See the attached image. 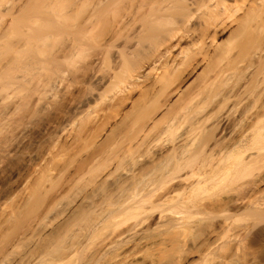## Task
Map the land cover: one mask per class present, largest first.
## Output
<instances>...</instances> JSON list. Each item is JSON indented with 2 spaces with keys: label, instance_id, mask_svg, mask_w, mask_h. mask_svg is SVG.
<instances>
[{
  "label": "bare ground",
  "instance_id": "6f19581e",
  "mask_svg": "<svg viewBox=\"0 0 264 264\" xmlns=\"http://www.w3.org/2000/svg\"><path fill=\"white\" fill-rule=\"evenodd\" d=\"M0 96L7 111L14 109L9 117H21L16 131L39 120H31L28 140L12 144V151L0 147V161L8 152L12 157L0 172V257L20 241L22 229L41 239L40 247L9 264H31L33 252L56 254L48 264H74L73 257L88 252L90 235L77 233L64 250L48 241L90 217V233L97 234L91 240L104 236L95 242L94 264L131 263L144 242L127 240L137 227L131 223L151 219L166 205L174 209L157 213L163 214L159 221L165 212L182 217L165 222L173 240L198 231L187 220L196 210L202 220L223 218L220 230L228 227V234L242 213L253 223L248 234L264 223L258 198L264 185V0H0ZM28 164L35 175L27 182L21 167ZM240 180L242 196L232 192L226 201L218 195L221 200L207 198L209 204L205 196L201 203V192L223 182H235L226 186L233 191ZM222 186L216 191L225 193ZM202 207H212L206 217ZM49 214L61 221L45 231ZM104 231L111 235L105 238Z\"/></svg>",
  "mask_w": 264,
  "mask_h": 264
},
{
  "label": "rangeland",
  "instance_id": "374dc122",
  "mask_svg": "<svg viewBox=\"0 0 264 264\" xmlns=\"http://www.w3.org/2000/svg\"><path fill=\"white\" fill-rule=\"evenodd\" d=\"M0 102H2L1 101V96H0ZM1 105V104H0ZM2 106V108L4 107L3 105H1ZM9 110L7 111V108L5 109V107L3 108V109H1L0 108V121H1V118H5L3 121H1L0 122V130H1V128H4L5 126H6V128H4L3 130H1V132H0V147H2V150H4V148L5 149H8V151H9V149H10V151H12L13 149L12 148H14L16 145H17V143L20 141V139L23 141V139L22 138H26V136L29 138L30 136H29V134H31L33 131H32V129H31V126L33 125V123L32 122H38L39 120L38 119H36V118H32L31 119V117H29L31 120H32V122H31V120H30V122L32 123L31 125H30V122H29V124L28 125H26V123L24 122V121H26V118L28 117L25 113L23 114V115H26L25 117H24V120H20V121H22V123H25V125H24V127H23V125L21 124H19V126L17 127L18 128V131L20 130V132L18 133V131H16V126L18 125V123H16L15 121H17V120H15V119H18V117L19 118H21L19 115H18V117L15 115V116H13L14 117V119H13V117L11 116V117H9L10 116V114L9 113H11L14 109L12 108V107H9L8 108ZM12 111H11V110ZM2 110L3 111H5V114H4V112L2 113ZM9 111H11V112H9ZM15 112V111H14ZM2 113V114H1ZM14 114V113H13ZM15 114H16V112H15ZM19 114H21V113H19ZM4 115V116H3ZM23 115H21L22 116V118H23ZM6 116V117H5ZM8 117V118H7ZM15 117H17V118H15ZM13 119L14 120V122H13V120L12 121H10L11 119ZM8 120V121H7ZM19 120V119H18ZM28 120V121H29ZM34 120H37V121H34ZM6 121V123H9L10 124V126H9V124H8V126H7V124H5V125H3V124H1L2 122H5ZM19 121V122H20ZM12 124H11V123ZM21 123V122H20ZM39 123V122H38ZM13 124H17L15 127H14V125ZM12 125H13V127L15 128H13L12 127ZM21 126L23 127V130L25 131V132H23V130L21 129ZM30 126V127H29ZM10 127V128H9ZM19 127H20V129H19ZM25 127H26V130H25ZM11 128H13V130L11 129ZM29 128H30V131H28L29 130ZM7 130V132L9 131L10 132V130H11V132L13 133V134H7V132H6V130ZM10 129V130H9ZM15 130V131H14ZM14 131V132H13ZM22 131V132H21ZM32 131V132H31ZM3 132H5V136L4 135H1ZM8 132V133H9ZM10 132V133H11ZM15 133V134H14ZM21 133V134H20ZM24 134V135H23ZM7 135H9L8 137H9V139L7 138ZM13 135H15V136H13ZM21 135V136H20ZM13 136V137H12ZM3 137V138H2ZM5 137V138H4ZM18 137V138H17ZM8 140H10V138H11V140L13 141V143L11 142V140L9 141V142H7L6 143V141H8ZM18 139V140H15V139ZM24 138V139H25ZM28 138H26L27 140H28ZM5 139V140H4ZM26 140V141H27ZM4 141V142H3ZM18 141V142H17ZM25 141V140H24ZM25 141V142H26ZM10 143V144H9ZM4 146H3V145ZM6 144H8V145H6ZM13 144V146L11 147V145ZM2 145V146H1ZM9 146V147H8ZM1 150V149H0ZM5 152H7V151H5ZM11 154V153H10ZM8 155H9V152H8V154H5V158H7L8 159ZM10 157L11 156H9V159H10ZM12 158V157H11ZM7 159H3V160H1L0 162H2L3 161V163H1V164H3V165H1L0 164V172H1V170L3 171V170H5L4 168L5 167H7V165L5 166V164L6 163H10V161H12L11 159H10V161H9V159L7 160ZM4 162H6V163H4ZM262 162V165L264 166V161H261ZM32 165H34V163L32 164ZM31 164H28L27 165V167H26V165L24 166H22V167H24V168H22L21 167V178L22 179H25V181H27L28 182V180H30L35 174H33L31 177H30V172H31V169L34 167V166H32ZM258 165H260V166H262L261 164H258ZM28 166H29V168H28ZM259 166V168L258 169H261L262 167H260ZM27 168V170H26V168ZM32 167V168H31ZM258 167V166H257ZM23 169V170H22ZM257 169V170H258ZM256 169H255V171H257ZM263 170H264V168H263ZM262 169H261V173H260V175L261 174H263V171ZM23 171V172H22ZM25 171V172H24ZM29 171V172H28ZM258 172V171H257ZM260 172V171H259ZM258 172V173H259ZM24 173V174H23ZM26 173V174H25ZM29 173V174H28ZM256 173V172H255ZM252 174H254V172H252ZM251 174V175H252ZM23 175V176H22ZM250 175V176H251ZM259 175V174H258ZM264 175V174H263ZM262 175V176H263ZM28 176H29V178H28ZM249 176V175H248ZM250 176H249V179H250ZM255 176H256V174H255ZM254 176V177H255ZM8 177V176H7ZM257 177V176H256ZM261 177V176H260ZM28 178V179H27ZM245 178H248V177H245ZM16 180V178H12V179H10V184L9 185H12V184H14L15 185V183H14V181ZM248 179V180H249ZM251 181L253 180V178L252 179H250ZM244 181V179L242 178V182ZM12 182V183H11ZM15 182H17V181H15ZM227 183H229L228 181H226ZM238 182V181H237ZM241 182V180L239 181V187H241L242 186V188H243V185L247 182V183H249L250 181H246L244 184H241L240 183ZM225 182H223V184H224ZM233 183H235V182H233ZM233 183H229L230 184V186H229V184H228V186L231 188V185L233 184ZM247 183H246V185H247ZM26 184V183H25ZM25 184H24V186H25ZM222 184V183H221ZM219 185V186H222V185ZM249 184H251V183H249ZM262 184H264V183H262ZM235 185H237V184H234V186ZM219 186H217V188L218 189H220L221 187H219ZM225 186V187H224ZM224 186H222V187H224V190H226L225 191V193H223L222 192V190H220V191H216V190H218V189H213L212 191L214 192L213 194L211 193H209L208 191L206 192L207 194L205 195V192L203 191V192H201V194L200 193H198L199 195H201L200 196V198H201V200L202 199H204V200H200L201 201V203L203 202V201H206L207 200V198H208V200L209 199H213V200H210V201H214L215 199L217 200V197L216 196H220L221 197V199L222 198H224V199H222V200H225L226 199V201L228 200L227 198L232 194V192H233V194L235 195V193H236V195H237V197H239V196H242V194L245 192V190H244V188L243 189H241V190H238V189H240L238 186H236L235 188L236 189H233V191L232 190H230L229 188V190L231 191V193H228L227 191H229V190H227L226 188L228 187L227 186V184L225 185L224 184ZM227 186V187H226ZM248 186V185H247ZM261 186V185H260ZM244 187L246 188V186L244 185ZM20 188H22V187H20ZM19 188V189H20ZM216 188V187H215ZM248 188V187H247ZM5 190L6 189H9V187H8V185L7 186H5V188H4ZM16 189V191H15V195H14V197L17 199V197H21L20 195H18L17 193H19L20 194V190L21 191H23V188L22 189ZM223 189V188H222ZM261 189H263V191L261 190ZM223 190V191H224ZM235 190L236 191H238V192H235ZM244 190V191H243ZM260 190L262 191H260V193H259V195H258V198L260 199V201H259V203H262L261 205H262V207H263V204H264V185H262L261 187H260ZM239 191H240V193H239ZM242 191H243V193H242ZM220 194H219V193ZM22 193V192H21ZM204 193V194H203ZM238 193V194H237ZM24 193H22V195H23ZM239 194H241V195H239ZM18 195V196H17ZM197 195V194H196ZM194 196L196 199L197 198H199V197H197V196ZM210 195V196H209ZM225 195V196H224ZM228 197H227V196ZM239 195V196H238ZM245 195V194H244ZM243 195V196H244ZM206 196V200H205V197ZM233 195H231V198L230 199H232L233 197H232ZM203 197V198H202ZM211 197V198H210ZM216 197V198H215ZM220 197H219V199H220ZM236 197V196H235ZM234 197V198H235ZM68 196L66 197V199H63V201L64 200H66L67 202H65L66 204L67 203H69L68 202ZM193 198V197H192ZM194 198V199H195ZM199 198V199H200ZM194 199H191V201L189 202L190 203V206H194V204H195V207H190L191 208V211H192V209H194V210H196L195 208H196V205H197V200L195 201ZM220 199V200H221ZM70 200V199H69ZM195 202H194V201ZM207 200V203L209 204V201ZM215 200V201H216ZM220 200H217V201H220ZM62 201V204L64 203ZM194 202V204L193 205H191V202ZM214 201V202H215ZM199 202V201H198ZM213 202V203H214ZM204 203H206V202H204ZM202 204L203 206H205V207H207L206 205H208L207 203L206 204ZM211 203V202H210ZM201 204H200V206H199V208L202 206ZM59 206H61V205H58L57 206V208L59 207ZM208 206H210V205H208ZM211 206H212V204H211ZM5 208V210L7 211V209H6V207H4ZM60 208V207H59ZM170 208H173L171 205H166V206H164L163 207V209H165L166 211H168V210H170L171 211V209ZM198 208V207H197ZM198 208V209H199ZM211 209H209L208 208V210L211 212V210H212V207H210ZM159 209V208H158ZM162 208L161 209H159V212L160 211H162L163 210ZM174 209V208H173ZM202 209H203V207H202ZM202 209H200V210H202ZM244 209V208H243ZM164 210V211H165ZM181 210V209H180ZM193 210V211H194ZM206 210H207V208H206ZM205 210V211H206ZM207 210V212H209ZM176 211V210H175ZM182 211V210H181ZM190 211V212H191ZM198 210H196V213L198 214V215H194L193 217H192V219L191 218H189V219H187V220H190L193 224H196V226L195 227H193L194 225H192L191 226V224H190V226L191 227H193V228H191V229H193V230H191V231H194V229L195 230H197L198 228V231L200 230L201 231V234L199 233L198 234V231H196V232H192L191 234L190 233H186V236L184 235L185 233H183L182 234V236H181V238L179 239L180 240V243L178 242L179 240H177L176 238H174V240H173V236L171 237H169V235L170 234H168V231H166V229L168 228L169 229V226H167L168 224H165V222H167V219L169 220V218H170V212H168V217H167V214H165L164 213V215H166V217L165 216H163V221H161V218H160V221H159V218L158 217H160L161 216V214H158L157 215V213H159V212H157L156 214H154V216L153 215H151L152 216V220L151 219H149V217H147L146 215H144V218H145V216H146V218L144 219L143 217V221L142 220H139V224H138V222L136 221V223H137V225H136V223H135V225H134V223H133V225H132V223L129 221V223H131V225H130V227L132 226V227H135V226H137L135 229H136V231H135V229H133L132 228V230L134 231L133 232V234L132 235H130V234H128V235H126L127 236V240L128 241H130V242H138V240L140 241V240H144V242L140 245V247L137 249V248H135V247H133L134 246V244L135 243H131L133 246H130L129 248H131V247H133V248H135V250L137 249V250H140V251H137V257L135 258V259H132V261H131V263H129V264H152V262H153V264H155L156 262V264H217L218 262V264H264V233L263 234H260L258 231L260 230V229H262L263 227H264V223L263 222H261V224L259 225V224H257L259 227H256V229L255 230H257V231H255L253 228H255V227H253L252 229H251V227H249V229H250V233L251 234H248V227L247 226H250V225H252V224H250L251 223V221H250V223H249V221L247 220V218H249V217H247L246 218V216L244 215V213H242L241 214V216L242 217H240L239 219H237L238 221H236V219H235V217H233L232 218V220L233 219H235V221H236V223L235 222H231L230 223V221H229V223L231 224V226H232V228H233V226H235L234 228H233V230H234V232L232 231V230H230V232L231 233H226V230L228 229V227L227 228H225L226 230H224L225 232H222L221 230H220V228H222L223 226H221L222 224H223V222L225 221H223V220H221V219H223V218H219L220 220H215V218L214 217H209V215L207 216L208 218H210V220L212 221V219L214 218V220H215V222L212 224L211 222V224L210 223H205V221H206V219H207V217H206V215H207V213H205V211H204V209H203V211H204V213H205V215H204V217H206V218H203L204 220H202V217H203V215L202 214H204L203 213V211H202V213H201V215L202 216H200L199 214H200V212L201 211H199V212H197ZM213 211H214V209H213ZM243 211V210H242ZM194 213V212H193ZM193 213H191V215H193ZM175 214V213H174ZM173 211H172V217H173ZM215 214H220V213H216L215 212ZM222 214V213H221ZM224 214V213H223ZM223 214L221 215V216H223ZM163 215V214H162ZM176 215V214H175ZM174 215V216H175ZM182 215V214H181ZM184 215V214H183ZM182 215V216H183ZM213 215V214H212ZM226 215V214H225ZM150 216V215H149ZM156 216H158V217H156ZM177 216V219L179 218V217H181V216H179V214L178 215H176ZM175 216V217H176ZM185 217H184V219H186L187 217V215H184ZM190 215H188V217H189ZM215 216V215H214ZM221 216H219V217H221ZM245 216V217H244ZM156 217V218H155ZM164 217L166 218V219H164ZM224 217V216H223ZM237 217V216H236ZM91 218V217H90ZM90 218L89 219H86V218H84V220L83 219H79V220H77V221H75V223L74 224H72L68 229H66V230H63V232H62V234H61V238L59 237V233L56 235L55 234V236L52 238V240H49L48 242H51V244H54L55 245V247H56V249L57 248H61L60 250H64V248L63 247H66L67 245H69L71 242H73L74 240H75V237H76V234L77 233H80L79 235H82V236H84L85 238L87 237V236H85L86 234L87 235H90L89 236V238H88V240H87V238L85 239V241H86V243H88V241L90 242L89 243V246H90V248H89V250H88V252L86 251L85 253H84V256H86L84 259H83V253H81V254H77L75 257H73V261H74V264H94V255H95V253H96V247H97V245L99 244H101V243H99V242H102L103 241V237H102V235H101V239L102 240H96V241H94V237H96V236H94L93 237V235H92V240H93V242H92V240H91V234H94V233H90V231H92L93 229H92V227L94 226L93 225V223H94V221H93V218L91 219V221H92V223H91V221H90ZM182 218V217H181ZM201 218V219H200ZM218 218V217H217ZM157 219V220H156ZM171 219V218H170ZM175 220H176V218H174ZM224 219H225V217H224ZM133 220V219H132ZM146 220V221H145ZM171 220H173V218L171 219ZM170 220V221H171ZM181 220V219H180ZM199 220H201V221H199ZM207 220H209V219H207ZM209 220V221H210ZM60 221H61V219L60 220H58V218H56L55 217V215L54 214H49L48 216H47V218H46V220H45V225H44V227H46L45 229V231H47V230H52V229H55V228H57L59 225H60ZM134 221V222H135ZM142 221V222H141ZM159 221V222H158ZM170 221H168L167 223H169ZM221 221H222V224H221ZM202 222V223H201ZM218 222H219V224H218ZM128 223V222H127ZM157 223V224H156ZM160 223V224H159ZM200 223H201V225H200ZM204 223V224H203ZM216 223L218 224V225H220V226H218L217 225V227H213L214 226V224H215V226H216ZM248 223H249V225H248ZM3 224H5V222H3L1 225H3ZM7 224V223H6ZM6 224L5 225H3V226H1L2 228H8L9 227V225L7 224V226H6ZM93 225V226H90V225ZM95 224V223H94ZM197 224L198 225H200V226H197ZM207 224V225H206ZM209 224V225H208ZM233 224V225H232ZM238 224V225H237ZM139 225V226H138ZM164 225H166V226H164ZM205 225V226H204ZM209 226H211V228H210V230H208L209 228ZM124 227H125V225H124ZM129 227V226H128ZM198 227V228H197ZM207 229H206V228ZM122 229H123V226L121 227ZM121 228H119V230L121 229ZM189 228V227H188ZM216 231V228H218L217 230H220L221 232L220 233H222V235L220 234V235H217V234H219V233H215V231L213 230V229ZM258 228V229H257ZM89 229H91V230H89ZM124 229H127V228H124ZM167 229V230H168ZM212 229V230H211ZM22 231H24V233L22 232ZM22 231H21V234L19 235L20 237H21V239L23 240H21L20 239V241H18V243L15 245V246H13V247H11L10 246V248H8L9 250L7 251V253L6 254H4L5 255V259H4V256L2 257H0L1 259H3L4 261H3V263L6 261V263L8 262V264L9 263H13V262H15V261H17L20 257H22V256H24L29 250H32V249H36L35 247H38V245H39V247H40V242H41V239H40V236L38 235L37 236V234H32V235H27V236H25L26 234H27V232L25 233V229L23 230L22 229ZM111 231V230H110ZM109 231V232H110ZM189 230H187V232H188ZM199 231V232H200ZM206 231V233H204ZM208 231H210L209 233H208ZM214 231V233L216 234V236H212V238H210V235H215L214 233H212ZM237 231V232H236ZM254 233V236H253V233ZM82 232V233H81ZM83 232H85V235H84V233ZM135 232H136V234H135ZM219 232V231H218ZM227 232H228V230H227ZM105 233H107V234H109V235H111V232L110 233H108L107 231L105 232H103V234L106 236L105 238H108L109 237V235H108V237H107V234H105ZM130 233V232H129ZM208 233V234H207ZM225 233V234H224ZM259 233V234H258ZM25 234V235H24ZM134 234H135V236H134ZM148 234V235H147ZM189 234V235H188ZM198 234V235H197ZM204 234V235H203ZM205 234H207V237L205 238ZM210 234V235H209ZM256 234H258L257 236H256ZM26 237V239H25V237ZM78 235V234H77ZM94 235H97V234H94ZM140 235V236H139ZM204 237H203V236ZM209 235V236H208ZM234 235H238V241L237 242H240L239 244L242 246V248H241V246L235 241L234 242V240H236L237 238H235V236ZM251 235V236H250ZM58 236V237H57ZM75 236V237H74ZM100 236V235H99ZM128 236H129V238H131L130 240H129V238H128ZM132 236H134V237H132ZM145 236V237H144ZM187 236H189V237H187ZM197 236H199V238L197 239L196 237ZM220 236V237H219ZM260 238H259V237ZM19 237V238H20ZM24 237V238H23ZM149 237V238H148ZM182 237H184V238H182ZM193 237V238H192ZM195 237V238H194ZM217 237V238H216ZM250 237V238H249ZM59 238V239H58ZM82 238V237H81ZM100 238H98V237H96V239H100ZM138 238V239H137ZM145 238L147 239V240H145ZM201 238V239H200ZM208 238H210V239H212V240H210L209 239V242L211 243L213 240H215L214 241V243H211V246L209 245L210 243L208 242ZM216 238V239H215ZM231 238H233V240H231ZM40 239V240H39ZM72 239H73V241H72ZM83 239V238H82ZM82 239H80V240H82ZM150 241H149V240ZM152 239H154V240H152ZM184 239V240H183ZM185 239H187L186 240V242H185ZM200 239V240H199ZM218 239V240H217ZM263 239V240H262ZM25 240V241H24ZM77 240V239H76ZM84 240V239H83ZM91 240V241H90ZM135 240V241H134ZM152 240V241H151ZM157 240V241H156ZM178 242H176V241ZM198 240V241H197ZM243 240H246L245 241V243L248 245H246V244H244V241ZM98 241V244L96 243L95 244V242H97ZM127 241V242H128ZM200 241V242H199ZM204 241V242H203ZM208 242V244L206 243V242ZM230 241V242H229ZM47 242V244H49ZM152 242V243H151ZM203 242V243H202ZM242 242V243H241ZM96 245H94V244ZM153 243H155V246H153L154 244ZM157 243V244H156ZM184 243H185V246H184ZM231 243V244H230ZM234 245H233V244ZM249 243V244H248ZM72 244V243H71ZM147 244V245H146ZM153 244V245H152ZM179 244V245H178ZM205 244H207L209 247H207V245H205ZM213 244V245H212ZM128 246L130 245L129 244V242H128V244H127ZM157 245H159V246H157ZM180 247V248H178V246ZM95 246V247H94ZM234 246V247H233ZM239 246H240V250L238 249L239 248ZM68 247V246H67ZM207 247V248H206ZM247 247V248H246ZM63 248V249H62ZM95 250H94V249ZM99 248V247H98ZM126 248H128L127 246H126ZM182 248V249H181ZM55 249V248H54ZM66 249V248H65ZM181 249V250H180ZM234 249V250H233ZM52 250V249H51ZM59 250V249H58ZM36 251H38V250H36ZM95 251V252H94ZM238 251V252H237ZM56 252V251H55ZM61 251H59V253H60ZM58 255H59V253H58V251L56 252ZM93 253V254H92ZM33 254H35L34 255V258L33 259H31V264H43V262H44V264H48L49 263V261L50 260H52L51 259V257H56L57 255L56 254H54V253H48V252H44V253H42V254H40V253H34L33 252ZM40 254V255H39ZM55 255V256H52V255ZM207 255L206 256V260L204 259V256H202V255ZM109 255V253L107 252V256ZM78 256H79V258H78ZM160 257V258H159ZM202 257H203V259L205 260H203L202 259ZM152 258L154 259V261L152 260ZM216 258H217V260H216ZM261 258V259H260ZM91 259L93 260V261H91ZM209 261H208V260ZM49 260V261H48ZM135 260V261H134ZM157 260V261H156ZM158 260H159V262H158ZM216 260V261H215ZM45 261H47L46 263H45ZM152 261V262H151ZM156 261V262H155ZM93 262V263H92ZM223 262V263H222ZM2 263V264H3Z\"/></svg>",
  "mask_w": 264,
  "mask_h": 264
}]
</instances>
